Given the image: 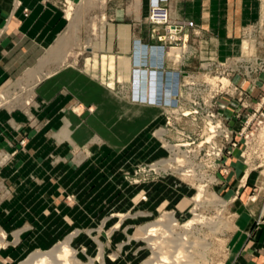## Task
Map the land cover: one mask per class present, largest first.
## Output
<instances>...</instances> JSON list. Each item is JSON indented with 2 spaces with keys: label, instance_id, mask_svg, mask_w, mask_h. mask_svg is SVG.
I'll return each mask as SVG.
<instances>
[{
  "label": "crops",
  "instance_id": "1",
  "mask_svg": "<svg viewBox=\"0 0 264 264\" xmlns=\"http://www.w3.org/2000/svg\"><path fill=\"white\" fill-rule=\"evenodd\" d=\"M61 2L63 0H0V89L37 67L43 55L67 28L69 19ZM151 3L152 0L100 2L101 18L105 15L106 19H101L97 36L83 56L81 70L77 67L59 70L44 76L36 84L40 110L36 112L35 124L19 121L20 115L10 109L0 110L2 180H8L10 167H19L28 159L38 164L40 170L48 160L51 168L62 163L72 170L77 161L85 171L97 160L94 152L99 154L106 149L109 158L104 159L101 165L114 167L108 174L105 172L98 176L94 172H78L75 176L72 170L66 171V179L96 178L94 175L101 179L112 177V172L118 176L124 168L134 169L139 163L166 155L167 150L154 135L155 129L166 122L165 109L149 101L140 102L132 90L138 71L145 73L149 85L154 88V96L169 89L174 93L177 88L173 77L169 79L168 75L159 73L151 77L149 69L136 67L134 63L135 42L158 44L156 34L164 32V25L156 26L148 19ZM163 5L169 8L174 20L192 21L193 26L184 27L183 41L177 43L176 48L183 57L180 62L172 56L162 60L160 53L151 52L148 54V66L157 69L163 64L165 70H179L183 77L194 75L201 78L204 58L222 60L237 54L243 27L256 22L261 13L259 0H166ZM259 78L260 86L264 88V75ZM261 93L262 89L258 88L249 100L258 102ZM22 138H26L23 148L19 144ZM78 149L89 154L80 156ZM124 152H128V157L112 161V156ZM12 154H16V159H23L8 165L4 156ZM232 166V176L237 180L243 176L249 184L254 178L262 179L261 175L246 171L245 165L239 161L233 162ZM251 184L258 185L257 182ZM4 186L8 193H24L22 189L12 187V192ZM100 187L90 184L87 191L94 195L101 192ZM172 189L179 195L187 193L183 187L176 189L173 186ZM237 190L241 188L232 186L230 192L236 194ZM145 191H149L151 196L155 189L151 187ZM90 206L91 210L94 204L90 203ZM169 207L177 209L176 214L180 213L178 206ZM26 210L27 207L24 212ZM102 211L110 214L87 227H80L71 220L74 223L72 229L78 230V235L71 234V243L83 237L77 248L84 246L85 249L78 253L90 262L101 252L103 260L94 264H119L117 261H122L124 256L139 257L144 248L130 232L133 233V227L139 222L138 215L147 213L123 217L120 204ZM6 212L7 209L3 208L0 220L4 219ZM240 212L244 214V211ZM148 215L154 213L149 212ZM248 218L247 215L243 217L241 227L249 225ZM38 222L35 219L11 232L18 247L2 257L6 264H20L30 252L54 247L62 239L59 233L39 229L41 224ZM18 232L19 240L16 241ZM237 234L232 238L227 264H264V221L251 238Z\"/></svg>",
  "mask_w": 264,
  "mask_h": 264
},
{
  "label": "rangeland",
  "instance_id": "2",
  "mask_svg": "<svg viewBox=\"0 0 264 264\" xmlns=\"http://www.w3.org/2000/svg\"><path fill=\"white\" fill-rule=\"evenodd\" d=\"M259 1L261 5L259 19L243 27L239 38V52L222 60L204 58L202 62L208 60L224 62L228 58L236 59L243 55L247 57L252 55L254 57L253 60L256 59L255 62L258 60L262 61V70H253L249 73L241 68V71L240 69L238 71L235 70L228 73V75L226 73L221 75L213 73L214 75H212L205 73L206 71L203 69L200 70L201 78L199 79L202 80L200 89L204 98L209 97L213 93L212 90L217 83L215 82L216 79L213 80V76L224 77L222 81L225 82L223 87L225 93L218 97V111L220 119L223 118L224 124L234 130V140L238 141V146L233 154L217 160L212 165H206L204 160L201 159L200 162L198 159L194 164L197 172L196 177H184L175 169L170 170L168 173L139 171L147 164L169 158L168 148L171 150L175 148L176 145L164 146V142L161 139L165 133L161 128H169L166 127L167 122H165V124L155 129L154 135L158 138L162 147L167 150L166 155L148 162L139 163L134 169L124 168L120 175L117 176L115 174L116 178H114L113 172L110 178H97L105 172L108 174L114 170L111 164L101 165L104 159L109 158V156H106L108 151L106 149H102L103 152L101 153L99 151V154L94 152L93 155L97 160L88 165L85 171L81 169L82 165L78 164L77 161L75 162L77 166L74 170L64 166L65 164L62 163H58V166L55 164V168H51V163L48 160L43 163V169L40 170V166L38 164L35 165L32 159L26 160L19 167H10L11 174L8 180H2L0 175V214L3 208L7 209L4 219L0 220V238L3 230L7 233L6 240L8 242L6 245L5 240V243L0 245V264H6L2 257L18 247L16 246L18 242L16 243L13 240L11 232L23 224L32 222L35 219L39 220L38 223L39 225L41 224L39 229H44L54 234L59 233L63 236L57 243L59 244L65 241L67 237H72L73 235L71 234L78 235V230L72 229L74 223L71 220H74L80 227H87L95 222L99 223L102 217L104 218L110 214L109 211L104 212L102 210L111 209L115 204L122 206L123 217L130 214L137 216L141 213H147V215H138L139 222L133 227L134 234L130 232L135 240L139 241L143 246L144 250L139 257L133 258L127 255L124 256L125 258L122 261H117V263L146 264V262L153 260L152 257H154L155 250L152 249L148 242V238L151 235L146 229L150 224L163 225L169 231L164 233L163 242L161 241L162 243L160 242L159 244L161 250L168 257V261L163 262L164 264L228 263L233 236L238 233V236L251 238L262 225V221H264V116L262 115V127L255 132L253 140H248L249 146L246 145L244 139L238 133L247 115L256 111L260 101H262V114L264 113V88H262V85L260 86L259 78L261 74L262 76L264 75V0ZM100 2L103 4L105 0H63L61 2L64 13L69 19L67 28L43 55L42 58L46 57L44 63L29 69L24 75L12 80L0 89V97H4L3 100H5L3 105L0 106V110L10 109L20 115L19 121L31 125L35 124L37 119L36 112L40 110L35 91L36 84L44 76L53 72L56 73L59 70H65L69 67H77L81 70L83 56L88 53L93 39L97 36L101 19L104 21L106 19L105 15L101 18ZM69 13H73V15L71 14L69 17ZM71 17L72 19L70 20ZM169 51L171 56H181L178 48L173 47ZM136 73L132 89L135 96H138L137 98L140 102L149 101L153 103L154 88L149 85L144 72L138 71ZM219 80L217 79V81ZM258 88L262 89L260 100L258 101L259 103H253L249 100V97ZM240 91H243V94H240ZM228 97L234 101V104L227 101ZM237 101L238 103L245 102L247 107L241 108L238 112L235 111L232 116L228 117V112L237 105L235 103ZM177 122L176 126H179V129L184 127L190 132L196 130V125L193 123ZM255 122L256 119L253 123ZM203 125L205 123L202 121ZM170 129L166 136L168 140L174 142L179 135L173 127H170ZM197 129L199 130L198 126ZM205 132L206 130L203 126L202 133L204 134ZM25 142L26 138L20 140L19 144L22 145V148L25 146ZM77 151L80 156L89 154L87 151L83 153L81 149ZM15 155L4 156L6 164L14 165L23 159L21 157L16 159ZM104 155L105 157L103 158ZM126 157H128V152L116 157L112 156L111 158L114 161L119 158L123 160ZM174 159L181 161L177 156ZM237 161L245 165L246 171L259 174L262 179L255 180L254 178L249 184L245 178L243 179V176L237 180V177L232 176V163ZM68 170L75 172L74 175L78 172H82V174L94 172L98 176L94 175L96 178L91 179H66V171ZM58 174L60 176H57ZM56 177L59 178L56 179ZM255 182L258 185L251 184ZM90 184L92 187L101 185V192H93L97 194L89 195L87 190ZM4 185L8 186L10 191H12L13 187L22 189L24 193L20 195L8 193ZM170 186H175L176 189L183 187L187 193L179 195ZM232 186L234 188L240 187L241 190H237L236 194H232L230 192ZM151 187L155 191L149 196V191L147 193L145 189L150 190ZM200 188L204 190L202 195L203 203L201 202L202 206L193 211ZM2 189L4 192H2ZM90 203L94 204L91 210L90 207L92 205L90 206ZM172 205L178 206L179 214H176L177 209L169 207ZM26 207L27 210L24 212ZM73 209H75L74 212H72ZM240 211H244V214L241 215ZM149 212L154 213V215H148ZM172 215L176 221H166ZM196 215H199V217L193 220ZM245 215L249 217L250 223L243 228L241 226H243V217ZM4 226L6 227L4 228ZM82 239L83 237L81 236L73 244L71 243L72 248L76 251V263L91 264L93 258L89 262L78 253L80 249L83 251L85 249L84 246H81L80 249L77 248ZM54 247L32 251L21 260L20 264H24L34 252H45Z\"/></svg>",
  "mask_w": 264,
  "mask_h": 264
},
{
  "label": "built area",
  "instance_id": "3",
  "mask_svg": "<svg viewBox=\"0 0 264 264\" xmlns=\"http://www.w3.org/2000/svg\"><path fill=\"white\" fill-rule=\"evenodd\" d=\"M163 1L157 0L151 3L149 12V21L158 26L164 25V32L156 34L159 40L158 44H148L141 40H138L134 44V63L136 67L149 69L151 77L162 74L168 75L169 79L173 77L176 83V91L174 93L169 89L161 91L154 96L153 104L161 106L165 109L167 116V125L169 128H161L164 130L162 135V141L165 145H176L173 150L169 149V158L161 159L151 164H147L142 167L139 171L162 173L169 172L170 170H178L184 177H196L197 172L194 164L199 159L204 160L207 164H215L217 160L221 158L229 157L233 154L235 148L238 146V141L234 140L233 131L224 124L223 118L220 119V113L218 111V97L223 95L225 92L223 87L225 82L222 81L224 77L213 76L217 82L213 88L211 95L204 98L200 89L201 79L196 78L194 75L182 76L181 71H167L163 68V64L155 68L148 66V54L149 53H160L162 60L166 56H170V48L177 46V43L183 41L182 32L186 25L193 26L192 21L174 20L170 16L169 8L163 5ZM157 32L156 29L153 31ZM174 57V56H172ZM176 62L182 60V54L180 57H174ZM256 58V57H255ZM252 55L247 57L245 55L230 59L228 58L224 62L208 60L201 62V69L205 70L207 74H227L234 72L235 70L240 71L243 69L251 73L253 70H262V61L258 60L255 62ZM251 62V63H250ZM242 68V69H241ZM214 73V74H213ZM172 79V78H171ZM217 79H220L217 81ZM227 79V78H226ZM245 82V80H243ZM231 87V85H230ZM228 93V92H226ZM229 94V93H228ZM243 94V91H240ZM227 101L234 104L229 97ZM231 108L228 112V117L232 116L235 111H239L243 107H247L245 102H240ZM259 103V102H258ZM262 101L258 104V108L255 112L247 115L243 126L238 132L240 137L244 139L247 146H249L248 140H253L255 132L262 127ZM256 119V122L253 121ZM177 121L184 123H193L196 126L194 132H190L184 127L179 129L176 126ZM202 121L205 123L206 132L203 134ZM197 126L199 130L197 129ZM170 127H173L178 138L172 142L167 139L166 134L169 132ZM179 157L181 161H176L174 157ZM205 165L204 163H201Z\"/></svg>",
  "mask_w": 264,
  "mask_h": 264
},
{
  "label": "bare ground",
  "instance_id": "4",
  "mask_svg": "<svg viewBox=\"0 0 264 264\" xmlns=\"http://www.w3.org/2000/svg\"><path fill=\"white\" fill-rule=\"evenodd\" d=\"M71 14L73 15V13H69V17L71 16ZM71 19H72V17L70 18V20ZM44 61H46V57L42 58L40 63H44ZM3 98L4 97H0V106H2L4 101H5V100H3ZM203 191L204 190L202 188H200L198 197L196 198V200H197L196 206L193 208V211L195 209H197L198 207L202 206V203H203V198H202ZM198 217H199V215L194 216L193 220H196ZM169 220H171V221L175 220L176 221V219L173 218V215L170 216L169 219H167L166 221H169ZM200 221H202V220H200ZM174 225L178 226L177 224H174ZM146 229L149 231V235H151L148 238L149 239L148 242L151 245L152 249L155 250L154 251V257H152L153 260L149 261V262H146V264H164L163 262H166V260L168 261V257L166 255V253L161 250V247L159 246V244H160L161 241L163 242V240H162L163 239V235H164L165 232L168 231V229H166V227L163 226V225H157V224H150V225H148L146 227ZM19 235H20L19 232L15 234L16 241L19 240ZM1 236L2 237L0 238V245L5 243V240H6V233L3 230H2ZM71 241H72V237H67L65 241L60 242L59 244H57L54 248H52L49 251H45V252L37 251V252H34L27 259V261L24 262V264H77L76 263V261H77L76 251L72 248ZM176 256H177V254H176ZM97 260H100V261L103 260L101 252H100V254L98 255L97 258L92 260L91 264H94L95 261H97Z\"/></svg>",
  "mask_w": 264,
  "mask_h": 264
}]
</instances>
